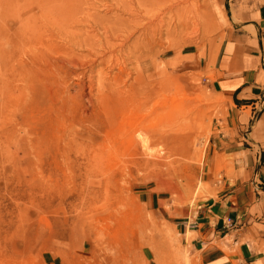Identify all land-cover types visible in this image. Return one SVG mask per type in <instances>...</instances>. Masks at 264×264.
I'll use <instances>...</instances> for the list:
<instances>
[{
  "label": "rangeland",
  "instance_id": "obj_1",
  "mask_svg": "<svg viewBox=\"0 0 264 264\" xmlns=\"http://www.w3.org/2000/svg\"><path fill=\"white\" fill-rule=\"evenodd\" d=\"M89 1L120 13L111 0ZM197 1L189 24L155 37L145 61L128 54L116 65L112 52L60 49L51 2L0 0V264H201L185 217L248 182L264 149L253 113L264 106L217 89L212 60L228 12L264 0ZM154 126L184 139L162 173L137 165L136 149L157 158L165 146H122ZM253 244L264 253L263 240Z\"/></svg>",
  "mask_w": 264,
  "mask_h": 264
},
{
  "label": "crops",
  "instance_id": "obj_2",
  "mask_svg": "<svg viewBox=\"0 0 264 264\" xmlns=\"http://www.w3.org/2000/svg\"><path fill=\"white\" fill-rule=\"evenodd\" d=\"M230 13L231 28L212 60L214 86L241 101L242 107L264 106V8ZM191 68L205 70L200 61ZM264 128V107L253 112ZM264 149L250 163L251 178L231 194L198 206L185 217V233L195 234L192 246L201 264H264L253 241L263 240L253 221L264 226ZM227 237L232 242L225 241Z\"/></svg>",
  "mask_w": 264,
  "mask_h": 264
},
{
  "label": "bare ground",
  "instance_id": "obj_3",
  "mask_svg": "<svg viewBox=\"0 0 264 264\" xmlns=\"http://www.w3.org/2000/svg\"><path fill=\"white\" fill-rule=\"evenodd\" d=\"M47 1L51 2L54 11V16L51 20L52 31L56 34L55 37L59 43L63 44L64 40L67 41V45L65 47L61 46L60 49L70 50L71 48L70 51H73L72 55H75L74 49L85 50L87 54H97L99 57L104 56L105 53L112 52L113 59L111 60L112 62L114 60L116 65L126 63L128 54L133 55L136 62L139 60L145 61L146 58H143L142 55L152 53L155 37L161 38L165 34L163 32H166L167 36L171 35L177 31L179 26L183 30L189 24L190 19L185 16L186 11L190 10L192 12L198 8L197 0H111L113 3L109 5L113 7L115 5L114 8L119 10L120 13L107 16L101 15L95 10L94 1ZM106 5L103 6L106 7ZM109 5L107 6L109 7ZM96 6L98 5L96 4ZM112 6L111 9H107L108 12L113 9ZM176 18L177 24V21H174ZM138 30L140 32L139 37L135 38L137 39L136 41H132L134 43H132L133 46L129 45L127 47V42L131 40ZM126 48L128 49L124 52ZM87 54H76V56L79 59H88L89 56ZM91 61L97 62L98 60L95 58ZM72 64L77 65V62L73 61ZM129 124L126 121H120L123 131L127 129ZM138 124L144 127L147 126L143 121L142 123L138 122ZM146 133L147 136L141 140V143L136 140H130L124 135L121 138L123 142V145H121H125V147L133 146L136 149L135 147L140 148L139 144H141L144 153H146V148L152 143L165 146L166 151L157 158L145 157L144 154L136 149V157L139 159L137 165L148 169L154 168L160 173L169 170L176 160L174 156L181 155L178 152H181L180 146L182 141H184L183 137L172 135L159 126L147 127ZM170 145H173L175 149H169L168 146Z\"/></svg>",
  "mask_w": 264,
  "mask_h": 264
}]
</instances>
